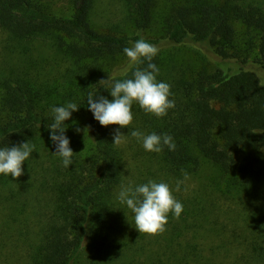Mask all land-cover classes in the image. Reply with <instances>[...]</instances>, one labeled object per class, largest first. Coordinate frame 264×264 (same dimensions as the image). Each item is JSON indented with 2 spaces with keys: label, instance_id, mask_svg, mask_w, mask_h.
Here are the masks:
<instances>
[{
  "label": "trees",
  "instance_id": "trees-1",
  "mask_svg": "<svg viewBox=\"0 0 264 264\" xmlns=\"http://www.w3.org/2000/svg\"><path fill=\"white\" fill-rule=\"evenodd\" d=\"M67 1L68 14H61L45 0H0L4 51L16 58L0 69V148L34 146L21 177L0 174V207L8 209L5 225L14 227L1 232V242L22 251L23 264H264V7L251 0H179L161 13V0H134L133 30L126 32L92 22L96 0ZM141 38L159 49L156 78L170 85L175 107L157 118L133 103L129 127L170 135L176 148L156 153L138 146L144 159L130 168L86 100L89 93L113 99L110 89L93 86L108 76L131 78L123 49ZM188 45L198 65L182 55ZM70 102L79 109L65 121L75 153L66 168L53 154L48 125L52 108ZM204 168L212 169V179L199 178ZM184 173L202 186L176 198L183 205L179 218L169 213L164 232L140 234L134 213L118 199L125 180L132 187L162 178L174 183ZM241 194L260 200L251 207L254 216H246L256 217L260 229L257 241L236 251L210 239L220 240L224 230L237 238ZM227 199H235L233 207Z\"/></svg>",
  "mask_w": 264,
  "mask_h": 264
},
{
  "label": "clouds",
  "instance_id": "clouds-1",
  "mask_svg": "<svg viewBox=\"0 0 264 264\" xmlns=\"http://www.w3.org/2000/svg\"><path fill=\"white\" fill-rule=\"evenodd\" d=\"M123 51L127 57V67L132 70L131 78L114 82L108 76V79L100 80L98 85L93 87L96 90L98 87L110 89L108 92L113 99L110 101L103 95L89 93L86 100L88 110L103 127L119 125L121 129L128 128L133 120V103H137L145 113L157 118L167 115L168 110L175 107V102L169 99L170 85L159 82L156 78L159 69L152 60L159 51L158 47L141 38ZM145 62L147 66L140 68ZM78 109L77 104L71 102L53 107L54 122L48 125L50 140L55 148L53 154L62 158L66 168L74 164L75 153L65 135V121L71 119L72 113ZM130 135L142 141L143 148L148 152L159 153L165 146L170 151L176 148L173 138L167 134L143 135L139 131H131ZM125 139L126 135L117 129L113 135V144L119 146ZM33 149L34 146L30 145L29 141L19 146L0 148V174L10 175L13 179L21 177L24 174L22 165L29 159ZM184 178L188 179L187 173H184ZM180 183L182 181L177 182V191ZM118 199L134 213L135 228L140 234L155 236L164 232L168 214L173 213L179 218L183 211V205L175 199L169 185L164 182L149 180L146 184L135 187L122 186Z\"/></svg>",
  "mask_w": 264,
  "mask_h": 264
},
{
  "label": "rangeland",
  "instance_id": "rangeland-1",
  "mask_svg": "<svg viewBox=\"0 0 264 264\" xmlns=\"http://www.w3.org/2000/svg\"><path fill=\"white\" fill-rule=\"evenodd\" d=\"M47 3H49L51 5V8L53 11H56L58 13L61 14H66L68 12V1L67 0H45ZM167 0H161L158 3V12L164 13L165 9L167 10L169 5L173 4L175 5V3H177V1L179 0H172L168 3V5L166 6V2ZM256 4H260L261 6L264 7V0H251ZM134 3V0H96L95 1V5L92 11V22L99 27H102L103 29H122L126 32H130L133 30V28L129 25L128 22V9L130 7L131 4ZM160 4V5H159ZM157 7V6H156ZM68 14V13H67ZM238 33L244 31V28H237ZM3 33H1L0 31V69H4L6 70L7 67L11 64H13V61L16 59L14 56L10 55L9 53H7V51H4V47H3V42H4V37H3ZM149 32L145 33V36L148 37ZM144 36V37H145ZM188 47L190 48H185L183 49V56L186 59L191 60L193 63H195V65H198L200 62L198 60V58L191 52V46L188 45ZM163 49L165 47H162ZM122 65L120 64L119 66H117V68H115L113 71V76L116 77L119 75V73H121L123 71L122 69ZM133 107H137L136 103H134ZM132 111V109H131ZM133 111H132V115H133ZM132 124H130L129 126H131ZM128 128H120L119 125H109V131H110V135L113 138V135L115 133V131L117 129H119L124 135H126V139L125 142L120 144L118 147L122 148L124 151V157H125V161H126V165L129 166L130 168H133L134 166H136L138 163H140V161L142 162V159H144V157L142 155H140L139 153L141 152L143 155V151L142 149H140V152L137 150V147H143L142 143L139 142L136 139H132L130 132L134 131L135 129L133 127H129ZM139 156V157H138ZM148 161V159H146L144 161V163H146ZM143 163V164H144ZM140 165V164H139ZM147 166H151L150 164H145ZM152 166L155 168L154 162L152 163ZM129 171H127L128 174ZM211 172L212 169L210 168H204L203 171L200 172L199 178L201 179H205V180H210L211 178ZM129 174L133 175L132 172H130ZM131 175H126L128 178L131 177ZM194 177H188V179H184V180H178V181H182V183H180L179 186V191L176 190L177 188V182L174 183H167L164 181V179L162 178V182L167 183L170 187V190L173 193V196L176 198H184L187 199L190 196V192L193 189H196L202 185H200V183L196 182L193 180ZM217 181V180H215ZM128 183H130V178L129 180L126 179L125 180V185L123 186H128ZM208 183H206L207 185ZM212 187V185H210ZM118 196H119V191L117 192ZM239 202H241V207L243 208V212H239V210L235 211L234 214H239V213H243L240 214V216L242 215V217L239 219L238 223L233 226L236 228L235 233H236V237L235 239H229L230 237L226 234V231L224 230V236L223 238L220 236V240L217 239H213L215 238L214 236L211 237V241L214 242H218V244L221 245H227V244H231L233 246V248L239 249L237 247H241V243L245 242V241H257L256 238L258 237L257 234V230L256 229H260L257 228V219L256 217H253L251 220L247 219V215H252L251 211H252V205H254L255 207H259V205H261V202L259 199L255 200H251V199H242L243 195H239ZM258 197V196H256ZM230 200L228 202V205H230L231 207L234 206V204H232L231 202H233L235 199H227ZM226 202L224 199L222 200L221 203ZM234 209V208H233ZM232 210V209H231ZM8 209H4L0 207V234L2 231H7L8 229L10 230V232L14 231V227L13 225L10 224H6L5 225V215L7 214ZM233 213V212H232ZM128 214L129 216H133V212L128 208ZM224 225H226L229 229H232V226L227 224V223H223ZM231 224V223H230ZM9 225V226H7ZM11 227V228H10ZM5 228V229H4ZM234 228V229H235ZM253 230H255L254 232H252ZM260 243V242H259ZM3 244V245H1ZM261 244V243H260ZM0 245L3 249V253L0 250V264H7V263H11V264H23L24 261V254L23 252L18 249L19 251H16L14 253H12L10 251V244H9V248H7V246L4 244V242H1L0 240ZM231 247V246H230ZM229 247V248H230ZM9 250V251H8ZM237 251V250H236ZM23 257V258H22Z\"/></svg>",
  "mask_w": 264,
  "mask_h": 264
}]
</instances>
